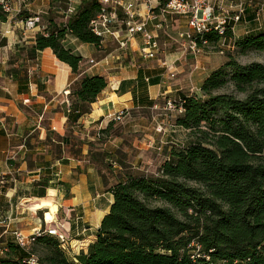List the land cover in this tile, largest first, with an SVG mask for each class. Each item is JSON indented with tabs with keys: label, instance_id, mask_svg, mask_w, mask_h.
<instances>
[{
	"label": "trees",
	"instance_id": "16d2710c",
	"mask_svg": "<svg viewBox=\"0 0 264 264\" xmlns=\"http://www.w3.org/2000/svg\"><path fill=\"white\" fill-rule=\"evenodd\" d=\"M67 3L50 0V7L65 9ZM77 7L64 23L49 17L33 45L15 46V56L21 55L22 60L8 73L24 84L20 90H26L30 82L25 60L46 48L79 73L84 58L65 45L68 34L82 43L101 45L89 28L100 3L82 0ZM7 18L0 9V23ZM206 37L211 45L217 43V34ZM233 43L240 53L264 51V29L246 31ZM162 71L141 67L136 78L118 80L115 92H130L134 107L148 108L153 104L148 86L161 81ZM108 84L101 74L79 77L67 95L66 124L76 128ZM181 102L183 111L176 116L175 126L186 131V142L164 148L156 174L125 172L112 184L101 175L111 202L89 242L69 259L60 241L41 229L36 243L47 252L37 259L38 264H264V64H241L229 56L209 72L198 92L182 95ZM114 121L97 131L95 141H81V146L88 144L86 156L99 151L92 147L104 142L102 134L108 135ZM25 142L23 159L29 149ZM41 143L62 164L68 163V157H86L81 149L65 157L56 153L60 145L73 146L65 133L47 130ZM96 155L108 160L111 153L103 150ZM39 157L40 167L47 170L53 161ZM59 174L58 170L47 172L33 184L32 195H54L55 190L68 194L71 185L59 180ZM6 245L0 264H32L31 252L12 240H6Z\"/></svg>",
	"mask_w": 264,
	"mask_h": 264
},
{
	"label": "crops",
	"instance_id": "0c3cea01",
	"mask_svg": "<svg viewBox=\"0 0 264 264\" xmlns=\"http://www.w3.org/2000/svg\"><path fill=\"white\" fill-rule=\"evenodd\" d=\"M81 1L75 0L77 6ZM49 3L50 0H41V5L45 4L48 6ZM140 9V14L143 16L145 10L144 8ZM36 13L38 14V12ZM64 21L65 18L62 22L64 23ZM0 24V37L5 39V42L0 43V174H14L16 177L14 186L11 182H8L6 186L2 187L0 192V238L9 240L11 238L9 234L1 236L3 230L2 218L7 215L12 218L11 229H19L22 232L30 233L36 229H41L43 226V221L37 217V212L42 209H32L33 207H30L31 204L27 203L26 208L29 211L27 213H34L31 214V217L22 215L27 210L26 208H21L22 201L40 198L32 195L31 191L36 188L33 184L43 178L47 172L53 174L57 170L61 175L58 179L63 182H69L68 175H70L71 169L80 165V161H74L75 159H72V157H68L70 161L67 164L59 163L57 159H53V153H51L50 148L41 143L45 139L46 131H52V127L57 129L55 133L60 135L65 133V110L68 105V98L64 95V91H70L72 84L83 75L101 74L108 79L109 84L91 105V112L83 115L78 120L76 127V130L82 134L81 139L87 138L89 141H95L98 136V129L105 128L108 122L112 120L113 114L134 108V100L131 93L117 94L115 85H117L118 80L136 78L142 66L136 63L133 58L136 54L141 55L139 50L140 36L138 35L134 40L129 41L126 47L120 48L119 45L117 46L122 51L121 54H127V57L130 58L126 62L124 58L121 59L120 53L115 56L108 53L105 57L93 58V56H100L98 54L100 50L97 49L105 47V45L101 44L97 48L92 44L82 43L74 35L68 34L65 39V45L71 47L84 58L79 68V73H73L68 65L63 64L55 57L50 48H46L38 52L34 59L25 60L26 66H28L27 70H31L28 73L30 82H28L26 90H20L19 88H24V84L8 73L10 68L17 67L22 60V58L15 56V46L33 45L34 36L39 30L36 28L34 30L15 32L10 28L4 29L6 23ZM182 26L184 27V23ZM238 26L237 31L239 30ZM148 27L157 34V30L154 29V22H150ZM21 29H23V26H21ZM242 34L236 33V36L238 37ZM205 55L206 53H202L200 58L205 57L207 59ZM169 56L171 59L173 58V60L170 59L169 63L165 57L157 59V66L162 68L163 71L161 72V81L157 85L148 86V96L149 99L153 100V103L160 90L166 87L164 85L165 82L168 83V79L174 80L178 75L179 68L177 69V66L173 65L174 62H194V57L189 54L185 57L180 48L175 49V52ZM200 60L198 58L195 60L198 62L197 65L200 63L204 65L203 60ZM36 62L39 65L37 69L35 67ZM209 70L212 71V69ZM195 71L192 68L191 75L196 74L197 72ZM202 73L205 75L201 78V83L208 75L207 71ZM194 75L190 76V79ZM175 83L179 82L175 80ZM175 83L172 93L177 95L182 86ZM201 83H199L196 90L200 88ZM168 88L170 89V87ZM167 91L169 90L166 89L161 95ZM25 100H27L26 103L24 102ZM175 128L178 127L175 126ZM25 139L29 142V149L27 150V158L24 157L23 159V153L25 152L22 153V151H25L26 148L20 150L19 147L25 142ZM87 152L88 144H83V154L85 155ZM10 155H14V159H8ZM39 155H44L45 160L53 161L47 170L40 167ZM28 160L31 166L28 165ZM79 180L85 181L86 174H81ZM74 188L75 185L72 183L68 194L72 193ZM55 193H59L60 199L67 194L59 190H55ZM20 200L21 202H19Z\"/></svg>",
	"mask_w": 264,
	"mask_h": 264
},
{
	"label": "rangeland",
	"instance_id": "374dc122",
	"mask_svg": "<svg viewBox=\"0 0 264 264\" xmlns=\"http://www.w3.org/2000/svg\"><path fill=\"white\" fill-rule=\"evenodd\" d=\"M247 2L251 5L247 8V21L240 22L238 26L239 30L237 31L236 28V33H244L254 28L264 29V3H262V0H248ZM17 4L19 6V12L7 18V21L4 22L6 23L4 29L10 28L15 32H23L24 29H21L22 25L20 24V21L23 19H20L30 15H36L37 13L35 14V12H38L40 17L41 29L39 31L44 29L43 24L47 22L46 20L49 17H54L59 22H62L65 18L64 10L66 8H52L50 7V3L48 6L45 4L41 5V0H26L24 2L15 3L14 5L16 8L18 7ZM42 11L46 13L43 14ZM258 12L261 13V26L258 24V21L255 20ZM18 13H20V16H17ZM248 17H251L252 20L249 21ZM183 23L184 21L178 16L168 19L167 27L161 29L157 28V37L161 46V52L152 59H146L140 55H134L133 53L134 61L141 64L143 68H151L152 70L159 67L157 66V59L161 57H165L169 63L171 59L169 55L175 52V49H181L180 41H177V32L183 27ZM118 25L119 24H117L116 27L121 30V38V36H124L125 29L122 25V28ZM109 38L110 39H105L103 43L101 42L105 47H97V50H100L98 52L100 56H93V58L99 59L101 56L105 57L108 53L113 56L120 53L119 56L121 59L124 58L126 62L129 61L130 58L127 57L128 55L124 53L121 54L122 51L118 49L117 40L112 37ZM2 42H5V39L0 37V43ZM204 49L209 51L205 52L207 59L205 57L200 58V55L194 58V62H174L173 65L177 66V69L179 68L178 75L174 80L168 79L169 82H165L164 85L166 87L160 90L151 107H134L113 114V116L120 115V119H115L114 125L108 132V135L102 134V136H104V142L92 147V150L99 151H93L90 157L86 155H84L86 156L84 158L83 155L79 157L76 156V158L72 157V159H75L74 161H80V167L78 166L77 168L71 169L70 175H68L70 180L68 183L70 185L72 183L75 185L72 193L66 194L62 199H60L59 193H55L54 195L46 194V196H44L49 198L53 204L54 212H51V214L55 220L52 221L51 224H45L43 220L45 217V210L42 209L38 211L37 217L43 221L41 229H45L49 226H56L60 232L66 234L67 241L64 252L69 259H72L73 256L89 242L93 232L97 226H99L102 216L107 212L108 203L111 202V197L105 192L106 187L103 185L101 175L105 176L108 184H112L115 182L117 175L121 176V174L125 172H131L135 175L136 173L156 174L164 158V148L172 143L181 144L182 142H186L188 139L186 131L175 128V119L179 114L176 111L175 105L181 102L182 95L199 91V89L196 90V88H198L199 83H201V78L205 75L202 72L207 71V74H209L211 71L209 69L213 70L219 67L229 56L233 57L241 64H249L252 62L264 64V51L248 50L244 53H240L237 48L233 47L224 55H219L213 50L212 45ZM18 56L20 57L21 55ZM197 58L203 60L204 65L201 63L197 65L198 62L195 61ZM171 60H173V58ZM192 68L196 70L195 72L197 73H194L195 75L192 74L194 76L190 79V76H192ZM201 73L202 75H200ZM175 80L179 83H175ZM174 83L182 86V89L179 90L177 95L172 93ZM168 87H170V89ZM166 89L169 91L161 95ZM191 89L193 90L192 92ZM169 101L172 102V105H169ZM112 120L114 119L112 118ZM65 134L71 138L73 146L69 144L60 145V150L56 153L65 157L70 153L73 154L74 150L81 149L83 154L81 141L87 140V138L81 139L82 134L76 130V128L67 124L65 125ZM160 146L161 149L159 150L158 147ZM103 150L111 153L108 160H100L99 156L96 155ZM58 161L61 163V159ZM69 161L68 159V162ZM88 170L90 171L88 172ZM81 174H86L85 181L79 180ZM59 176L61 177L60 174ZM19 202H21V200ZM30 202L31 201H22L21 208H26L27 203L30 204ZM26 209L27 210L22 213V215L31 217V214L34 212L29 214L27 213L29 212L28 208ZM11 227L12 225H10V229ZM1 240L5 241L3 238L0 239V241ZM9 240H12V237L9 238ZM29 252L32 253L34 258L38 259L44 257L47 251L43 245L35 242L30 247Z\"/></svg>",
	"mask_w": 264,
	"mask_h": 264
},
{
	"label": "built area",
	"instance_id": "2783aa9c",
	"mask_svg": "<svg viewBox=\"0 0 264 264\" xmlns=\"http://www.w3.org/2000/svg\"><path fill=\"white\" fill-rule=\"evenodd\" d=\"M26 0H0V9L8 14V17L14 16L19 12V6L15 7V3L24 2ZM100 3V10L89 22L90 30L101 39L112 37L118 42L120 48L127 46V43L138 35L140 36V52L142 57L152 59L161 52V46L158 41L157 34L149 29L150 22H154L157 30L167 27L168 19L180 17L184 21V27L177 32V41H180L182 52L192 55L194 58L202 53L209 52L204 48L209 47L207 34L218 36L217 43L213 46L219 55H224L229 49L234 47L233 39L236 38V28L245 18L247 8L251 6L248 0H97ZM250 1V0H249ZM264 3V0H262ZM77 4L75 0H68L66 9L64 10L65 21L76 12ZM140 8H144L145 14H140ZM261 13H257L255 20L261 26ZM139 19V20H138ZM120 22V23H119ZM23 29L40 30V17L38 14L28 16L21 21ZM122 26L125 29L124 36L120 38L121 30L117 28ZM122 25V26H121ZM120 38V39H119ZM135 42V41H134ZM139 45V44H138ZM35 63L36 69L38 68ZM31 70L28 71L30 73ZM69 91H64V95H68ZM25 103L27 100L24 101ZM172 105V102H168ZM182 103L176 104L177 113L183 111ZM68 104V100H67ZM120 115H114L113 119H119ZM56 131L55 127L51 128ZM100 130V129H98ZM25 142L19 149L24 150ZM161 149V146L158 147ZM14 155H10L8 159H14ZM8 176V178H7ZM11 182L14 186L16 177L14 174H0V192L2 187ZM1 195V193H0ZM45 219V217H44ZM43 219V220H44ZM12 218L7 215L2 218V235L9 234L12 241L15 242L25 252H29L30 247L36 242L37 237L42 233L55 236L61 243V247L65 250L67 236L60 232L56 226L36 229L30 233H24L19 229H10ZM45 224H48L44 220ZM51 224V223H50ZM1 239V238H0ZM8 251L5 241H0V256H4ZM32 264H38L33 255L30 257Z\"/></svg>",
	"mask_w": 264,
	"mask_h": 264
},
{
	"label": "bare ground",
	"instance_id": "6f19581e",
	"mask_svg": "<svg viewBox=\"0 0 264 264\" xmlns=\"http://www.w3.org/2000/svg\"><path fill=\"white\" fill-rule=\"evenodd\" d=\"M30 204H31L30 207H33L32 209L40 208V209L45 210V219L44 220H46V222L48 224L52 223V221L55 220L53 215L51 214V212H54V207H53V204L49 198H47V197L35 198V199L31 200Z\"/></svg>",
	"mask_w": 264,
	"mask_h": 264
},
{
	"label": "water",
	"instance_id": "95a60500",
	"mask_svg": "<svg viewBox=\"0 0 264 264\" xmlns=\"http://www.w3.org/2000/svg\"><path fill=\"white\" fill-rule=\"evenodd\" d=\"M99 226H97V228H98Z\"/></svg>",
	"mask_w": 264,
	"mask_h": 264
}]
</instances>
